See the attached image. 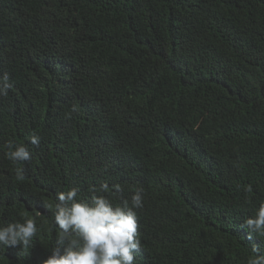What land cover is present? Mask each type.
Masks as SVG:
<instances>
[{
	"label": "trees",
	"instance_id": "trees-1",
	"mask_svg": "<svg viewBox=\"0 0 264 264\" xmlns=\"http://www.w3.org/2000/svg\"><path fill=\"white\" fill-rule=\"evenodd\" d=\"M0 264H264V0H0Z\"/></svg>",
	"mask_w": 264,
	"mask_h": 264
}]
</instances>
